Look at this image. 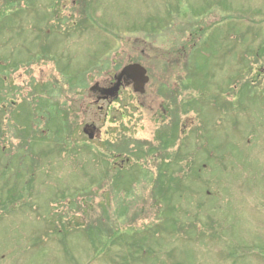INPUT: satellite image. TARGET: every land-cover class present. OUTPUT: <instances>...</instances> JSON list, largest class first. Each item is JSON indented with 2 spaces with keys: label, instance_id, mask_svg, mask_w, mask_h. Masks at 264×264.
Returning a JSON list of instances; mask_svg holds the SVG:
<instances>
[{
  "label": "rangeland",
  "instance_id": "1",
  "mask_svg": "<svg viewBox=\"0 0 264 264\" xmlns=\"http://www.w3.org/2000/svg\"><path fill=\"white\" fill-rule=\"evenodd\" d=\"M55 1L21 0L22 14L21 9L14 8L17 16L8 18L12 8L0 16V97L12 92L8 99L0 98L4 102L0 104V129L14 126L12 134L23 135L24 140L28 136L42 137L32 148V158L45 157L34 159L33 166L38 163L42 169H34L33 175L29 157H21L18 152L4 155L22 148L7 135L3 146L8 149L0 153V264H264V59L255 58L251 70L261 88L255 87L258 81L250 82L249 100L240 105L244 109H235L238 99L234 97L235 108L229 107L227 113L222 105L232 101L231 87L233 96L240 91L248 59L243 58L245 65L239 67L238 55L243 53L239 38L234 47L231 38L227 41L233 47L230 52L236 53V61L233 54L225 56L228 52L222 51L223 40H212L213 52H220L217 60L214 57L212 65L199 63L201 70L191 83V96L181 95L183 99L190 96L182 111L193 110L180 117L179 124L184 128L178 133L181 140L174 152L190 155L194 168L184 167L183 171L182 167L179 171L181 162L173 165L167 159L163 162L167 164L158 166L156 178L155 161L143 163L136 157L122 155L131 157L130 164L115 178V174H106L107 164L98 161L100 156L96 155L108 141L118 144L120 153L128 149L127 144L134 151L139 145L143 149L154 143L156 131L166 120L160 116L161 111L164 106L167 108L158 84L163 83V89L177 88V74L186 73L182 57L185 53L176 57L175 66L171 63L174 54L167 53L168 64L163 65L167 55H162V51H169L173 43L167 45L162 40L170 32L158 39L156 33H144L145 24L135 33L125 31L138 25L141 14L143 19L149 18L144 5L136 0H107L103 3L106 13L97 9L94 17L100 29H118L116 38L96 29L65 39L67 23L77 21L71 17L77 0L58 2L63 16L53 12ZM188 4L190 7L197 1L189 0ZM225 5L236 13L223 10L225 26L221 29L230 27L231 37H236L235 27L241 34L251 30L257 36L254 50L264 45V0H226ZM147 6L154 3L147 2ZM158 9L165 11L164 2ZM53 17L58 23L57 28L51 25L55 32L48 23ZM216 20L215 15L208 19ZM148 27L153 31L151 25ZM181 28L176 25L173 31ZM117 38L118 46L113 44ZM244 38L247 45L253 41L252 35ZM186 42L187 39L180 40L179 44ZM130 63L150 69L153 82L144 96L137 98L126 91L134 97L138 109L129 105L123 119L114 110L106 115L107 105H95L89 87L95 83L104 86L109 77ZM154 65L161 70L168 66L165 72L158 70L169 75L157 84ZM63 70L72 78H63ZM204 86L206 90L198 89H205ZM35 103L38 106H31ZM52 103L58 104L61 113L69 118L70 142L77 143L70 148L60 150L50 142L64 145L55 132L47 131L45 110H55ZM124 105V101L119 103L120 108ZM21 110L25 111L22 117L18 112ZM180 113L172 115L165 129V142L172 138ZM11 116L14 125L10 123ZM198 117L200 121L195 122ZM61 123L59 119L50 126L58 124L59 128ZM91 124L101 131L93 136L97 138L95 142L88 143L82 129ZM3 143L0 141V145ZM80 148H90L92 153L77 154ZM136 154L137 151L133 155ZM110 164L115 168L113 162ZM199 166L207 169L198 172ZM151 181L159 186L158 190ZM4 185H16L19 192L12 194L15 203L8 201V187ZM155 201L163 203L157 205ZM132 222L136 233L123 229ZM42 238L41 248H27L28 243Z\"/></svg>",
  "mask_w": 264,
  "mask_h": 264
},
{
  "label": "trees",
  "instance_id": "2",
  "mask_svg": "<svg viewBox=\"0 0 264 264\" xmlns=\"http://www.w3.org/2000/svg\"><path fill=\"white\" fill-rule=\"evenodd\" d=\"M62 1L64 2L65 0H62ZM106 1L107 0H105V1L104 0H77V3L75 4V10L73 13L71 12L74 15H72L71 17H74L75 19H77V21H75V22L78 24V26L76 28H73V24L71 22H69L68 23L69 29L67 31V34H66L67 37L65 39H71V35H73L74 33L77 35H84L88 31L96 30V28L100 29L99 23L97 22V17L95 18L94 16H96L97 9H102L103 3H106ZM136 1L137 2L139 1L140 4L142 3L144 5L145 9H143V11H146L147 16L149 17L147 19H143L141 16L138 19V21L140 23V24H138V26L144 25V24L146 25L145 27H143L145 34H146V32H149V33L153 32V33H156V35H158L157 37L159 39H161L166 32H168V33L170 32V35L166 37V40H168V41L171 40L173 45L171 46L169 51L167 50V52H166L163 50L162 55H165V54L170 53V52L174 53L175 51L176 52L177 51H181V52L184 51L185 52L184 57L186 56V58L189 60L190 63L191 62H194V63L199 62L201 64H204L206 62H210L212 60V58L214 57V55L216 54L213 52L212 40L215 41V39L218 38V35H221L220 43H221L222 38L224 40L227 39V41L231 38L233 41L231 39H230V41H231L233 47H234V42L236 43L238 38H239V40L243 41V43H242L243 53L241 52L238 55L239 60H240V62H239L240 65L243 64V58H246L247 55H253L254 52H257L258 54H260V56L262 55L264 57V45L263 44L259 45V49L253 51L254 50V47H253L254 43H250L249 45H247V42L244 38L245 33H242V34L239 32L237 33V29H236L237 27H235L236 37L228 36L229 31L232 32V29L230 27H227L228 29L225 30L224 32L220 30V24L223 23L221 14L224 13L223 10H226V5L224 6V1H226V0H204V3L203 2L200 3V2H198V0H196L197 4H193L190 7L188 4L189 0H151V1L150 0H136ZM147 2L154 3V6H147ZM162 2H164V4H165V11H163V12H161L158 9V6ZM0 3H1L0 4V13L2 11L0 16H4V11L12 10V8H13L12 14L8 13L6 15L7 17L13 18V17L17 16L14 14V8H16V10L21 9V14H22V7L20 6L21 0H1ZM60 3H61V0H60ZM171 3H172V5H171ZM61 7L62 6L60 5V10H61ZM60 10H59V13L62 15ZM84 10H86V11H84ZM21 14H20V16H21ZM212 15H215L217 20L209 22L208 19ZM101 25H102V22H101ZM149 25H151V28H153V31L149 30L150 29L148 27ZM176 25L181 26L182 28L179 29L178 31L174 32L173 29H174V26H176ZM102 28H103V33L109 35L110 29L108 28V26H106V28H104L102 26ZM116 28H118V24H117ZM136 29H137L136 25L135 26L133 25L132 27H127L125 29V31L135 33ZM139 29H142V28H139ZM115 31L119 33L118 29ZM112 35L114 38L117 37V35L116 36L114 34H112ZM253 36L257 37L256 34H253ZM186 39H187V42L184 45L179 44L180 40H186ZM117 41L118 42H116V40H115V43H113V44H116L118 46L120 40L117 38ZM210 41H211V43L209 44ZM262 43H264V40L262 41ZM176 45L179 46L178 49L175 48ZM236 45H237V43H236ZM252 47H253V49H250ZM227 48L229 49L232 47L228 46ZM226 50H224V51H226ZM229 52H230V49H229ZM208 53L210 54L209 57H211V58L206 57V55ZM180 54H182V53H180ZM200 60H201V62H200ZM243 65H245V64H243ZM245 66H246L245 69L247 71L246 75L249 76L251 74L252 66L249 62H247V64ZM61 74H62V77L65 79H71L72 78V76L68 75V73H66V71H64V70H63V72H61ZM69 76H70V78H69ZM74 78H76V77H74ZM243 81L244 82H242L241 86H240V91L235 96V98L238 99L237 108H239V110L244 109L243 106H240L241 104H244V100H247V101L249 100V98H248V87H249V85L251 86V83H252V82L250 83L249 79H246V81L245 80H243ZM190 86H191V84H189L188 89L187 88H185V89L190 90L191 89ZM240 93H243V96L241 98H240ZM170 99L172 100V104H173L172 105V110H173L172 115L178 114L179 107L175 104L176 99H175L174 95H173V97L171 96ZM228 105H232V107L235 108V102H233L232 104L229 103ZM29 108L32 111H34L32 107L29 106ZM225 108H226V106H225ZM187 111H188V109L183 111L182 114L183 115L186 114ZM45 112L48 115L47 131L51 130V131L55 132L54 135L56 136L57 140L60 143L64 144V145L60 146L59 148H62L63 146L68 145V142H69L68 139L72 135V132H70L71 131L70 128L69 127L65 128L63 126H61V127L58 126L59 128H57L56 125L50 126V124H52V122H54V121L59 122V119L63 120V117L59 113H57L58 112L57 107H55V110H53V111L45 110ZM2 119H4V114H3ZM20 119H22V118H20ZM13 128H15V127L14 126L11 127L10 125H8L4 130L0 129V141L4 142L2 145H0L1 146L0 147V153H1V151L3 152L2 148L6 147L3 145L5 143H7V140L4 137V133L9 132V133H11V137H14L12 139H16V137H17V139H16L17 142L20 140V142L22 143V148H26L24 151L22 150V148H20V149L16 148V150H13V151L18 152L20 156L27 155V157L30 158V161L32 162V168L33 169H31L29 171L33 172L34 169L35 170L42 169V167L37 165L38 163L33 166V161H35L34 159H41L42 157L37 158V156H34L32 158V155H34L32 148H34V146H37L38 142L42 141L43 138L41 136H40L41 138H37L35 136H34V138H32V136H28V139L24 140L23 135L18 136V135L12 134ZM56 129H58V130H56ZM165 129L166 128L158 129L155 133V136H154L155 141L156 142L158 141L160 143V145L158 147V148H160L159 151L163 153V156L161 157V160H160L162 163L161 166L166 164L163 162L167 161L168 149L173 148V146H175V144H176V141L178 140V137L180 134L179 133V131H180L179 122L176 125H174L173 130H172V138H169V142H165ZM173 135H176V136L173 137ZM50 142H53L55 148L58 147V145H56V143L53 140H50ZM149 147L150 146H148V148ZM155 151L157 152L158 149H155V148H149L148 149V152L150 154H154ZM125 152L131 153L128 150H125ZM7 153H14V152L10 151ZM142 154H141V152H139L137 157L141 158ZM173 154H174L173 158L171 156H169V159L171 160V163L173 165H175L179 161L184 162V164H185V162H187L190 159L189 156H185V155L179 156L180 154L177 151L174 152ZM44 158L45 157L43 156L42 159H44ZM174 158H176V159H174ZM8 167H12V168L16 169V167H14V166H5V169H7ZM3 174H5V173H3ZM32 174L35 175L34 172ZM5 186H7V185H4L3 187H5ZM7 191H8V196H9L8 201L10 203H15V200L13 198V197H15V195H12V194L19 192L16 185L12 188L8 187ZM6 202H7V199H6ZM52 224L55 225V220H52ZM132 224H133V222L131 223V225H126L123 229H125L126 231H129V233H136ZM43 244H44V240L42 238L41 240H37V241L32 242V244L28 243L27 248H29L30 250H35V249L41 248ZM119 246H122V245L120 244ZM121 259H123L122 256H121ZM119 263L124 264L121 262H115V264H119Z\"/></svg>",
  "mask_w": 264,
  "mask_h": 264
},
{
  "label": "water",
  "instance_id": "3",
  "mask_svg": "<svg viewBox=\"0 0 264 264\" xmlns=\"http://www.w3.org/2000/svg\"><path fill=\"white\" fill-rule=\"evenodd\" d=\"M122 79L125 82L131 80L134 84V91L141 94L144 93V86L148 79L145 76V71L138 65L128 66L123 69L121 74L116 78L117 82L112 88L99 91L96 85L92 89V92H99L104 98H113L117 95Z\"/></svg>",
  "mask_w": 264,
  "mask_h": 264
},
{
  "label": "flooded vegetation",
  "instance_id": "4",
  "mask_svg": "<svg viewBox=\"0 0 264 264\" xmlns=\"http://www.w3.org/2000/svg\"><path fill=\"white\" fill-rule=\"evenodd\" d=\"M110 85H112V84L110 83V84L107 85V86L110 87ZM107 86H105V87H107ZM125 87H127L128 89H131V85H130V84H127ZM97 98H98V96H97ZM107 103H108V104H112L111 101H107Z\"/></svg>",
  "mask_w": 264,
  "mask_h": 264
}]
</instances>
